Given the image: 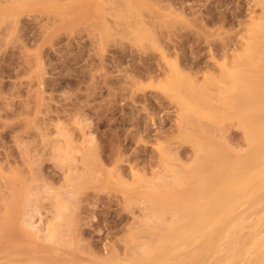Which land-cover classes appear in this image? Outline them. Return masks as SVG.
Wrapping results in <instances>:
<instances>
[{
    "label": "rangeland",
    "instance_id": "rangeland-1",
    "mask_svg": "<svg viewBox=\"0 0 264 264\" xmlns=\"http://www.w3.org/2000/svg\"><path fill=\"white\" fill-rule=\"evenodd\" d=\"M0 1V188L20 186L25 177L23 188L39 185L43 195L45 188L66 191L60 167L48 146L41 147L59 126L76 144L92 140L104 168L118 167L126 180L154 172L165 149L193 169V139L203 133L195 126L182 130V98L209 111L215 76L243 51L264 11V0ZM175 65L183 75L176 81L170 76ZM233 121L219 137L208 125L229 152L247 146ZM7 191H0V221L8 224L4 209L22 198ZM65 193L75 228L62 261L96 264L123 256L119 264H126L149 242L144 206L126 201L119 189L85 186L79 203L74 191ZM40 200L46 223L50 200ZM242 226L233 233L244 237L248 227Z\"/></svg>",
    "mask_w": 264,
    "mask_h": 264
},
{
    "label": "bare ground",
    "instance_id": "bare-ground-1",
    "mask_svg": "<svg viewBox=\"0 0 264 264\" xmlns=\"http://www.w3.org/2000/svg\"><path fill=\"white\" fill-rule=\"evenodd\" d=\"M246 40L243 51L226 60L215 76V97L210 96L209 111L182 98V130L195 126L203 133V136L198 134L200 139H193V169L180 159L176 162L175 153L165 149L154 172L150 175L136 172L134 181H128L118 172V167L104 168L92 148V140V144L91 141L76 144L72 134L59 126L57 137L41 147L48 146L50 156L60 167L66 191L45 188L43 195L39 185L33 190L23 188L25 177H20L22 182L17 187L9 184L8 189V183H4L0 191L7 189L11 198L15 194L22 199L12 205L13 209L8 205L4 209L11 222L0 221V264H76L60 259L75 228L71 198L68 196V200L64 194L74 191L73 197L79 203L82 200L79 190L85 186L108 191L119 189L126 201L144 206L149 242L141 246L135 243L139 247L136 248L130 241L128 245L140 251L136 253L132 247V251L136 250L131 251L133 254L126 252V256L132 254L126 264H264V11L255 20ZM171 73L174 81L183 76L176 65ZM191 116L196 117L194 121ZM233 120L242 129L247 146L229 152L228 147L217 141V136L220 132L224 135L226 122L230 125ZM208 125L218 133L214 132L217 140L211 136L213 131ZM25 193L28 198L33 197V203L29 201L32 197L23 200ZM43 198L50 200L47 211L51 216L46 223L41 222L38 203ZM30 202L32 205L28 206ZM147 219L144 217L142 221ZM242 225L248 227H244L248 232L239 237L233 232ZM241 229L238 231L244 230ZM128 245L127 249L131 248ZM120 258L109 257L96 264H119Z\"/></svg>",
    "mask_w": 264,
    "mask_h": 264
}]
</instances>
